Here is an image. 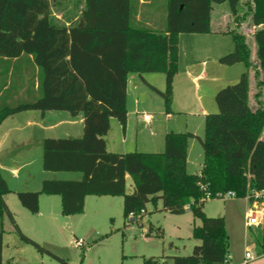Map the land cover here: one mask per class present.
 Here are the masks:
<instances>
[{"label":"trees","instance_id":"1","mask_svg":"<svg viewBox=\"0 0 264 264\" xmlns=\"http://www.w3.org/2000/svg\"><path fill=\"white\" fill-rule=\"evenodd\" d=\"M70 1L72 9L84 5L79 18L64 20L70 23L67 26L52 18L57 0H0V81L13 83L6 97L17 93L18 83L25 87L26 95L23 101L0 107V123L23 111H65L84 117L80 138H46L42 142L45 171L80 173L81 178L46 180L40 192H18L19 202L37 214L41 194L57 195L62 214L74 216L84 213L88 196L123 197L125 220L131 214L141 215L150 203L162 202L164 211L175 215L191 211L201 221L192 231L199 244L191 255L173 257L174 264H227L225 220L207 217L203 207L206 192L212 196L234 192L237 199H243L264 191V0H167L161 30L146 23L139 12L140 0ZM223 3L228 4L237 24L242 22L243 10V17H249L256 27L253 41L258 65L252 61L245 35L238 26L231 29L228 33L234 49L219 63H243L246 71L237 83L216 93L217 112L205 116L201 174L187 171L188 143L196 137L192 133H166L162 153L109 152L105 137L110 120L117 119L123 127L127 123L128 76L137 74L144 80L145 74H164V90L148 86L163 98L170 114L179 36L210 33L213 5ZM35 68L40 71L39 93L34 90ZM251 74L255 107L250 101ZM127 176L133 188L130 193ZM9 193L0 171V220L7 216L23 241L67 264L22 233L4 200ZM3 246L1 228L0 264ZM146 264L160 263L149 259Z\"/></svg>","mask_w":264,"mask_h":264},{"label":"rangeland","instance_id":"2","mask_svg":"<svg viewBox=\"0 0 264 264\" xmlns=\"http://www.w3.org/2000/svg\"><path fill=\"white\" fill-rule=\"evenodd\" d=\"M144 1V5L140 4L138 6L140 14L143 15L146 22L152 25L151 27L161 30L165 27L167 0ZM245 2L247 1L244 0L243 3ZM83 5L77 9H72L67 6L66 0H57V6L52 7V18L59 22L67 19L75 20L80 17ZM221 12L228 14L230 19L233 20L227 3L215 4L211 21L213 29L227 27V23L222 25V22L217 21V17ZM243 12L241 10L240 17L242 24H245V31L240 29L239 32L247 38L248 46L253 54L252 61L257 66L258 61L254 53V41L251 39L252 26L246 22H250V18H244ZM229 25L228 27H235L234 23H230ZM187 38L189 37H183L182 39L181 47L183 51L186 50L188 52L195 46L200 48L202 42L201 44H198V42L191 44ZM188 55L193 56V53H188ZM225 68L228 71L216 72L221 80L230 79V82H227L229 84H226V86L237 83L242 73L246 71L243 64ZM149 78H160L163 82L164 80L166 81L165 75L160 73L154 74ZM187 86L188 94L186 95L179 93L183 88L177 89V103L170 107V114H173L170 122L166 118L167 113L163 98L147 84L144 86L145 93L142 99L145 102V113L150 114L153 118L152 128L154 131L158 130L157 127L160 129L168 125L169 127L174 126L173 130L176 133H192L196 136L189 140V143H193L192 147L188 143L192 163L187 165L188 173L195 174L197 171H200L204 163V152L200 139L204 137L205 119L193 117L187 110L195 109L196 104L193 101H195L196 97L198 99L199 94L207 105H209V102H212L211 104L215 108L217 107L215 99L210 100L205 95L204 86H202V90L197 95L191 86ZM226 86L219 85L218 91ZM30 95H32V92ZM24 97L26 95L22 94L15 101H23ZM175 107L180 110H175ZM173 110L179 112H173ZM215 112H217V109L213 113ZM143 117L144 115L141 114V118ZM113 120L118 122L117 119L113 118ZM145 153L154 152L147 151ZM61 174L60 177L62 179L68 180L79 179L81 176L80 173ZM130 183L131 181L129 180L127 192L131 191ZM48 197L52 198V200L54 198L56 202L60 200V197L56 195L43 196V198ZM48 200L44 206L48 209H53L52 202ZM248 207L249 203L246 198L226 200L215 198L205 201L203 207V211L207 217L224 218L229 235V250L233 251L236 257H240L243 254L244 238L246 236L258 246L264 244L263 231L259 229L251 230L245 225ZM57 210L58 208L56 207ZM27 214L32 216V213ZM19 219L25 236L67 264H146V261L149 259L159 261L160 264H162V261H166L165 264H173V257L189 256L192 254L194 247L199 244V241L192 237V231L195 226L201 224V221L195 218L191 211H186L180 215L164 211L162 202H158L156 205L152 203L148 204L145 212L134 221L131 219L125 220L123 197L112 196H88L83 214L68 217L57 211L54 219H41L42 221L40 222L42 224L37 223L34 226L31 223L30 228L22 216H19ZM1 228L5 231L3 255L5 264L8 263L7 257L11 253H13L12 257L15 259L13 264H64L60 260L49 256L47 253L40 252L35 246L23 241L15 231L8 217H5L2 221L0 220ZM78 240L84 241L83 247L77 246Z\"/></svg>","mask_w":264,"mask_h":264},{"label":"crops","instance_id":"3","mask_svg":"<svg viewBox=\"0 0 264 264\" xmlns=\"http://www.w3.org/2000/svg\"><path fill=\"white\" fill-rule=\"evenodd\" d=\"M73 2L70 0L66 1V4L71 8ZM140 4H145L144 0H140ZM82 7V6H81ZM214 10V5L212 12ZM212 12L210 18V27L211 32L207 34H181L179 36V62H178V71L173 78V99L171 105L174 106L176 102V92L177 89L183 88L179 93L182 95L188 94V86H191L194 89L196 95L202 90L204 86V93L210 100L215 99V95L218 91V86H226L230 82L227 80H221L217 72H226L227 68L225 67H234L226 66L219 63V59L224 55L230 53L234 49V43L232 36L228 33L231 29H234L238 26L240 31L244 29V25L239 23L237 24L235 18L230 19L228 14L221 12L217 21L227 23V27H219L213 29L211 24L212 21ZM225 21V22H224ZM67 26L70 25L69 22L63 21ZM248 25H251V22H248ZM150 25L149 22H146ZM230 23H234L235 27L231 28ZM252 41L253 34L256 27L252 26ZM248 36V35H246ZM183 37H189L188 41L192 44L198 42L200 48L195 46L190 51L182 50V39ZM254 43V42H253ZM255 47V44H254ZM256 51V49H255ZM212 52L213 55H212ZM188 53H193V56H189ZM255 53V52H254ZM253 55V54H252ZM253 57V56H252ZM210 63V66H209ZM244 65V64H243ZM2 69L0 68V72ZM217 71V72H216ZM14 67L10 68L9 75H13ZM21 74V73H20ZM154 74L159 73H149L144 75V80H142L137 74H130L128 76V85H127V123L123 127L119 122L110 120V131L105 137L107 144V150L109 152L125 154L129 152H154L162 153L164 151V138L166 133L175 132L173 127L168 125L164 128H158L154 131L152 128L153 118L151 116L150 121H146L145 118H141L142 115H146L145 102L143 101V95L145 93L144 86L148 83L159 90L165 89V80L164 82L160 78H149ZM40 71L38 68H35V92H40V83H39ZM236 78V77H235ZM1 80V79H0ZM234 80V79H233ZM236 80V79H235ZM234 82V81H232ZM184 84V85H183ZM3 87L0 89V107L5 104L13 102L16 98L21 97L25 87L21 86L20 83L17 84L18 91L17 93L12 92L9 97H6L5 92L10 90L13 86V83L10 79L7 82L0 81V86ZM191 88V91H192ZM179 91V90H178ZM190 91V92H191ZM255 78L253 74L250 76V101L251 105L255 107V102L253 100V95L255 94ZM203 92V91H202ZM184 93V94H183ZM196 106L195 109L187 110L189 114L193 117H198L205 119V116L213 113L217 108L209 102L207 105L202 99L201 95H198L195 98ZM217 107V106H216ZM175 110H180L175 107ZM173 112H179L175 111ZM186 111V110H185ZM145 114H143V113ZM173 114H167L166 118L170 122L172 120ZM167 121V122H168ZM168 122V123H169ZM167 123V124H168ZM84 130V117L82 114L77 115L76 117L71 116L65 111H49L46 113H41L39 111H23L13 115L8 116L0 123V171L3 178L6 180L11 193L5 195L4 200L14 216L17 225L24 234L23 228L21 226V221H19V216H22L26 221L27 225L30 228L31 223L34 226L37 223L42 224L41 219H54L57 215V211L62 213L61 207V197L58 202L53 198H43L46 196L44 194L40 195L39 198V212L37 214H32L30 216L27 213L29 212L25 209L17 198L18 192L32 191L40 192L42 189V184L46 180H68L62 179L60 176L61 173L67 172H48L43 169V149L42 142L46 138H80ZM189 146L192 147L193 143H189ZM192 163V158L190 156V149L187 154V165ZM202 168L200 171H197L195 174H201ZM81 176L79 177V179ZM79 179H70V180H79ZM131 181L130 177L127 176V186ZM131 191L132 183H130ZM129 192V193H130ZM55 196V195H54ZM57 196V195H56ZM17 200H16V199ZM88 197H86L87 200ZM49 199V202H52L54 208L48 209L44 206ZM85 200V204H86ZM20 203L18 204L17 203ZM56 207L58 210L56 211ZM7 216H4L2 220ZM70 217V216H68ZM3 224V222H2ZM3 228V227H2ZM259 229L263 231V226L250 228ZM4 231V230H3ZM5 232V231H4ZM4 248H5V237H4V246L2 251V261L4 263ZM243 254L240 257H236L233 251L229 250L230 261L228 264H241L245 252L247 250L252 251L255 255V260L251 264H264V244L261 246L256 245L254 242H251L246 236L244 238L243 245ZM13 253L9 254L7 257L8 263L13 264L14 257ZM166 261H162V264H165ZM174 264V263H173Z\"/></svg>","mask_w":264,"mask_h":264},{"label":"built area","instance_id":"4","mask_svg":"<svg viewBox=\"0 0 264 264\" xmlns=\"http://www.w3.org/2000/svg\"><path fill=\"white\" fill-rule=\"evenodd\" d=\"M146 121L151 120V116L146 114L144 116ZM203 188V186H202ZM234 199L236 198V195L234 192H227V193H217L215 196H212L211 193L206 192L205 195V201L211 200V199ZM249 207L246 212L245 216V225L247 228H253V227H259L264 225V191L261 192H252L251 195L246 197ZM144 213L142 211L141 215ZM139 215V216H141ZM139 216H135L133 214L130 215L131 220L137 219ZM78 247L84 246L83 240L77 241ZM255 255L252 253V251L247 250L245 252L244 259L241 264H251L255 260ZM229 263V262H228ZM227 263V264H228Z\"/></svg>","mask_w":264,"mask_h":264}]
</instances>
